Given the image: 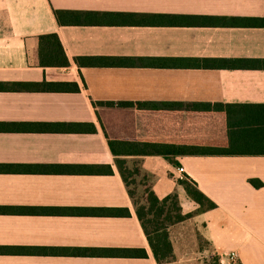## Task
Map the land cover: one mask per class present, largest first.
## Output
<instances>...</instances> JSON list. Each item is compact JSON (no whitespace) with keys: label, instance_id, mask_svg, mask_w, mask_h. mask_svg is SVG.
I'll list each match as a JSON object with an SVG mask.
<instances>
[{"label":"crops","instance_id":"1","mask_svg":"<svg viewBox=\"0 0 264 264\" xmlns=\"http://www.w3.org/2000/svg\"><path fill=\"white\" fill-rule=\"evenodd\" d=\"M51 32L67 66L37 65V36ZM78 56L167 63L79 65ZM41 81L77 89H0V264H264V155L115 157L107 144L181 132L183 116L129 102L264 104V0H0V82ZM180 176L215 205L199 209ZM143 180L191 213L168 229L167 262L154 259L128 192ZM117 207L129 213L76 210ZM74 247L146 256L66 252Z\"/></svg>","mask_w":264,"mask_h":264},{"label":"trees","instance_id":"2","mask_svg":"<svg viewBox=\"0 0 264 264\" xmlns=\"http://www.w3.org/2000/svg\"><path fill=\"white\" fill-rule=\"evenodd\" d=\"M58 18L59 12L55 11ZM37 65L67 66L68 58L56 33H44L37 36ZM75 61L79 65H164L162 58H119L78 56ZM193 62H206L204 59H193ZM34 88L64 90L77 89L62 82H0V89ZM139 110L168 112L183 116L180 120V133L138 136L110 139L107 144L115 156L122 155H162L173 158L179 155H264V104H242L222 102H196L183 105L178 102H150L135 104ZM78 126L77 128H79ZM93 129V128H91ZM119 172L125 183L130 185L123 171V160L115 159ZM92 167V166H89ZM91 171L84 166L78 171ZM136 171V169L134 170ZM132 174L129 172L128 174ZM133 182V181H132ZM179 182L189 197L199 204V209H208L215 203L201 192L187 176ZM259 183V181H258ZM255 181V184H258ZM138 200L134 197V189H128L133 199L136 216L142 226L154 259L161 263L173 259L172 243L169 238V227L191 213H182L175 192L158 197L153 189L143 180ZM88 213L109 215L128 214L127 208H86L76 209ZM67 253L79 255H112V256H146L143 248H67ZM205 264H219L217 256H213Z\"/></svg>","mask_w":264,"mask_h":264},{"label":"built area","instance_id":"3","mask_svg":"<svg viewBox=\"0 0 264 264\" xmlns=\"http://www.w3.org/2000/svg\"><path fill=\"white\" fill-rule=\"evenodd\" d=\"M177 171L181 174L183 172V167L182 166H178L177 167ZM182 178V176H180ZM236 253L235 252H230L229 253V258L232 260V261H235L236 260Z\"/></svg>","mask_w":264,"mask_h":264},{"label":"rangeland","instance_id":"4","mask_svg":"<svg viewBox=\"0 0 264 264\" xmlns=\"http://www.w3.org/2000/svg\"><path fill=\"white\" fill-rule=\"evenodd\" d=\"M125 175H127L128 177H130L128 173L125 174ZM129 179H132V178H129ZM133 191L135 192V193H134V197L138 200V197H139V195L141 194V188L134 189Z\"/></svg>","mask_w":264,"mask_h":264}]
</instances>
